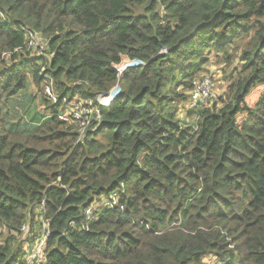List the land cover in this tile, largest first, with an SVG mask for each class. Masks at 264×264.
I'll return each instance as SVG.
<instances>
[{"label": "trees", "instance_id": "16d2710c", "mask_svg": "<svg viewBox=\"0 0 264 264\" xmlns=\"http://www.w3.org/2000/svg\"><path fill=\"white\" fill-rule=\"evenodd\" d=\"M212 56L233 65L225 93L183 124ZM49 82L121 91L80 140ZM258 83L264 0H0V264H26L45 223L39 264H264ZM38 97L56 110L31 114Z\"/></svg>", "mask_w": 264, "mask_h": 264}, {"label": "built area", "instance_id": "2783aa9c", "mask_svg": "<svg viewBox=\"0 0 264 264\" xmlns=\"http://www.w3.org/2000/svg\"><path fill=\"white\" fill-rule=\"evenodd\" d=\"M30 45L37 44L38 40L37 38H33ZM41 44V43H40ZM47 43H44L46 45ZM40 45V46H44ZM40 55H45L46 52L40 53ZM141 62L139 61H130L127 65H123V68L132 67L135 65H139ZM120 70V69H119ZM121 72V70H120ZM206 78L202 79L196 86L195 90L192 92L191 97L189 99V102H193V100L199 99V103L196 108H194V105L191 104V108L197 109L204 105L206 103L205 98H208L210 95H212L211 92V83L210 81H206ZM50 81H52L50 79ZM205 84V85H204ZM204 85L203 89L200 91L201 86ZM47 98L48 100H52V105L58 106V115L61 119V121L69 124L74 125L79 132V139L85 137L87 130L93 125L94 121H100L101 120V111L105 106L111 105L119 92L113 90L114 87L111 89V91L108 93V95L104 94H98L96 99L75 94L71 95L68 94L66 96L60 97L59 92L54 87L53 82H50L45 86ZM45 91V90H44ZM46 95V94H45ZM107 97V98H106ZM112 198H114L112 196ZM115 199V198H114ZM47 227V228H46ZM27 227H25V230ZM50 235L49 225L47 223L43 226V231L40 234V238L37 241V244L35 243V248L33 249V252L31 254V257L26 261V264H38L40 261L43 262L46 260V246H47V239ZM34 261V262H33Z\"/></svg>", "mask_w": 264, "mask_h": 264}, {"label": "rangeland", "instance_id": "374dc122", "mask_svg": "<svg viewBox=\"0 0 264 264\" xmlns=\"http://www.w3.org/2000/svg\"><path fill=\"white\" fill-rule=\"evenodd\" d=\"M43 40H44V38L39 39V42L44 45V41L45 40L44 41ZM45 43H47V41ZM43 47H47V46L44 45V46H41V48H38V49L41 50V52H42ZM45 52H46V56L47 57L51 56L50 53H48L47 51H45ZM164 53H166V50L162 51V54H164ZM221 59H222V57L212 56L211 60L209 61V63H207L205 65V71H203L201 73L200 78L195 82V84H198L204 78H206L205 83H206V81H210L212 95H210L208 98H205L206 104L208 103V101H210L212 99L210 101V104H211L212 101L215 99V96H220V95H223L225 93V90H226V87H227L226 77H228L230 75V73L233 71V65L227 64L225 61H223ZM237 61H238V58L236 59V62ZM129 62H130V60H128L127 58H125L123 60V63L118 67L121 70V72L122 71L124 72L126 70V69L121 68V67L123 65H127ZM135 66L138 67V66H141V65H135ZM238 66H239V64H238ZM204 85L201 86L200 91L203 89ZM43 88L45 90V91H43V93H45L46 96H47L46 88H45L44 85H43ZM32 90H33V92H37L38 88L36 86H33ZM113 90H115V91L120 93V91H121L120 82H119V84H117L114 87ZM263 91H264V84L258 83L255 87H253L251 89V91L247 95V102L249 104H251V105L254 104L255 102H257L259 100L260 95L262 94ZM39 96L41 97L40 94H39ZM40 97H38L34 101L33 107H31V109H30L31 114L32 113H39V114L44 113L46 115L52 114V111L56 110V107H51L50 109H47L45 104H44V102L41 101V103H40L38 101L40 99ZM48 101H49V104L53 103V101L51 99L48 100ZM198 103H199V99L193 100V102H189V100H188L186 103H184V104H182L180 106L181 107V111H180V115L179 116H180V120H181V122L183 124H189V123H192V122L196 121V119L198 118V113L196 112V110L194 108L197 107ZM191 104L194 105V108L190 107ZM77 131H78V129H77ZM95 205L96 204H94L93 206H95ZM103 205H106V201L105 202L103 201ZM42 220H43L42 218L41 219L39 218V222H42ZM43 226H44V224H41L39 227L36 226L35 227L36 232L39 231L40 229H42ZM29 231H30V228L27 227V229L25 231V235H27ZM36 244H37V241H36ZM33 249H34V245L31 248H29V250H28L29 258L31 257ZM23 260L24 261H29L28 260V256H24ZM205 260L209 264H225V262L227 261V260L222 261L215 255L206 256ZM39 263H40V261L38 262V264Z\"/></svg>", "mask_w": 264, "mask_h": 264}, {"label": "clouds", "instance_id": "9594fccd", "mask_svg": "<svg viewBox=\"0 0 264 264\" xmlns=\"http://www.w3.org/2000/svg\"><path fill=\"white\" fill-rule=\"evenodd\" d=\"M124 59H125V58H124ZM124 59H123V60H124ZM128 60H129V59H128ZM122 63H123V61H122L119 65H117L116 68L119 69L118 67H119ZM139 65H140V64H139ZM132 67H134V66H132ZM127 68H129V67H127ZM127 68H125V69H127ZM119 71H120V70H119ZM122 72H123V71H122ZM122 72H121V73H122Z\"/></svg>", "mask_w": 264, "mask_h": 264}, {"label": "water", "instance_id": "95a60500", "mask_svg": "<svg viewBox=\"0 0 264 264\" xmlns=\"http://www.w3.org/2000/svg\"><path fill=\"white\" fill-rule=\"evenodd\" d=\"M104 95H108V93L107 94H104Z\"/></svg>", "mask_w": 264, "mask_h": 264}, {"label": "bare ground", "instance_id": "6f19581e", "mask_svg": "<svg viewBox=\"0 0 264 264\" xmlns=\"http://www.w3.org/2000/svg\"><path fill=\"white\" fill-rule=\"evenodd\" d=\"M121 68H123V66H122ZM106 98H107V97H106Z\"/></svg>", "mask_w": 264, "mask_h": 264}]
</instances>
